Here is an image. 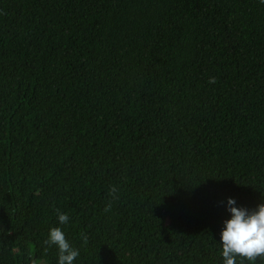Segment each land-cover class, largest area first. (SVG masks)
<instances>
[{
	"label": "trees",
	"instance_id": "16d2710c",
	"mask_svg": "<svg viewBox=\"0 0 264 264\" xmlns=\"http://www.w3.org/2000/svg\"><path fill=\"white\" fill-rule=\"evenodd\" d=\"M229 198L264 203L261 0H0V264H58L53 227L73 264H223Z\"/></svg>",
	"mask_w": 264,
	"mask_h": 264
},
{
	"label": "clouds",
	"instance_id": "9594fccd",
	"mask_svg": "<svg viewBox=\"0 0 264 264\" xmlns=\"http://www.w3.org/2000/svg\"><path fill=\"white\" fill-rule=\"evenodd\" d=\"M261 3H264V0H261ZM209 82L215 83V78H209ZM115 192V187L110 189V193ZM235 204L234 199H228L227 210L231 217L224 221L220 234L223 264H237V257L240 258L241 264L243 260L255 262L258 258L264 259V203L254 210L236 207ZM110 208L111 205H107L105 211ZM56 212L60 224H66L68 215L59 209H56ZM44 244L58 248V264H73L79 256V250L70 245L59 227L50 229Z\"/></svg>",
	"mask_w": 264,
	"mask_h": 264
}]
</instances>
